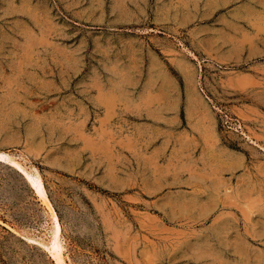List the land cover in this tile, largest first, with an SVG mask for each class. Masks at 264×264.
Segmentation results:
<instances>
[{"label": "rangeland", "instance_id": "rangeland-1", "mask_svg": "<svg viewBox=\"0 0 264 264\" xmlns=\"http://www.w3.org/2000/svg\"><path fill=\"white\" fill-rule=\"evenodd\" d=\"M0 151L66 264H264V1L0 0ZM51 214L0 161V264Z\"/></svg>", "mask_w": 264, "mask_h": 264}, {"label": "bare ground", "instance_id": "bare-ground-1", "mask_svg": "<svg viewBox=\"0 0 264 264\" xmlns=\"http://www.w3.org/2000/svg\"><path fill=\"white\" fill-rule=\"evenodd\" d=\"M15 67V66H14ZM21 67V66H20ZM20 69V68H19ZM22 69V68H21ZM18 83V82H17ZM19 86V85H18ZM13 92V91H12ZM18 97V96H17ZM20 98V97H19ZM0 161H7L11 163L16 169L21 171L30 186L36 192V194L48 205L51 211L53 225H52V233L50 240L45 245L50 248L53 257L55 258L57 264H66L64 253L62 250V244L60 243L61 237V225L58 220L57 215L54 213L51 207V202L48 197L47 189L45 186L44 179L38 170L37 167L32 166L30 169L26 168L21 161L15 158V156L11 155L6 151H0ZM10 227V226H9Z\"/></svg>", "mask_w": 264, "mask_h": 264}, {"label": "crops", "instance_id": "crops-1", "mask_svg": "<svg viewBox=\"0 0 264 264\" xmlns=\"http://www.w3.org/2000/svg\"><path fill=\"white\" fill-rule=\"evenodd\" d=\"M264 1V0H263ZM250 2H252V1H250Z\"/></svg>", "mask_w": 264, "mask_h": 264}]
</instances>
